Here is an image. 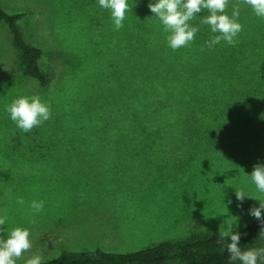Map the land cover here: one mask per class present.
<instances>
[{
  "label": "rangeland",
  "instance_id": "1",
  "mask_svg": "<svg viewBox=\"0 0 264 264\" xmlns=\"http://www.w3.org/2000/svg\"><path fill=\"white\" fill-rule=\"evenodd\" d=\"M0 6L27 13L19 23L42 49L49 76L41 86L23 74L1 21L0 217L5 229H29L32 243L16 264L62 249L131 252L194 232L218 234L224 221L238 231L256 220L249 208L259 201L246 196L238 206L235 189L264 199L249 175L264 163V55L251 77L219 86L225 114H191L186 126L147 134L159 139L154 144H134L131 51L110 10L98 0ZM239 84L250 87L241 99L233 95ZM32 95L50 105L51 118L25 133L5 109ZM33 201H43L44 210L34 212ZM261 247L264 237L251 246ZM165 264L183 263L174 257Z\"/></svg>",
  "mask_w": 264,
  "mask_h": 264
},
{
  "label": "trees",
  "instance_id": "2",
  "mask_svg": "<svg viewBox=\"0 0 264 264\" xmlns=\"http://www.w3.org/2000/svg\"><path fill=\"white\" fill-rule=\"evenodd\" d=\"M127 3L129 8L120 32L131 51V143L154 144L159 139L147 134L186 126L191 114H225L224 101L219 99L224 92L219 86L228 84L231 78L239 83L254 74L264 55V18L257 17L242 0H229L226 8L229 16L233 5L240 7L238 22L242 24V31L235 46L221 41L212 49L207 47L206 41L216 34L208 25L200 23L209 14L202 10L189 21L191 26L199 28L194 40L189 46L173 51L168 46L163 25L148 8L149 0H127ZM26 14L25 11L9 12L0 6V22L9 27L23 74L46 86L49 76L40 66L42 49L26 38L19 23ZM232 69L234 73L228 75ZM246 88L236 85L233 95L241 99ZM134 152L131 156L136 158L138 153ZM238 232L242 248L251 247L264 237L258 220ZM218 240V234L194 232L131 252L101 247L62 249L57 256L42 261L43 264H165L177 257L183 264H231L226 249L228 241L218 243Z\"/></svg>",
  "mask_w": 264,
  "mask_h": 264
},
{
  "label": "clouds",
  "instance_id": "3",
  "mask_svg": "<svg viewBox=\"0 0 264 264\" xmlns=\"http://www.w3.org/2000/svg\"><path fill=\"white\" fill-rule=\"evenodd\" d=\"M242 2L251 7L257 17L264 18V0H242ZM101 8L108 9L114 22V30L121 29L125 20L126 11H128L127 0H98ZM229 0H149L148 8L152 16L156 17L163 25V31L167 33L166 39L168 46L173 50L189 46L194 40L195 34L199 31L198 27L191 26L189 21L207 10L208 15L201 19L200 23L208 25L212 36L206 41L207 47L212 49L221 41L235 46L238 43V34L242 31V24L238 22L240 16L239 4L232 6V12L229 16L226 8ZM6 112L17 128L27 133L34 127H39L43 122L51 118L50 105L41 101L37 95L30 97L21 96L14 99L6 106ZM251 181L259 193L264 194V163H256L249 174ZM7 196V193H5ZM236 200L241 206L245 197L257 199L258 206L249 208V215L254 217L264 229V199L259 196H248L242 190L235 189ZM17 204L23 205L25 201L17 198ZM31 208L39 213L44 210L43 201H33ZM207 218V217H205ZM6 217H0V264H16V260L21 258L23 253L32 248L30 241V230L22 227L4 228ZM32 223H35L33 221ZM236 223L224 221L219 226L218 243H226L227 253L231 264H264V247L261 248H242L240 246V233L234 231ZM25 264H43L40 256H32L25 260Z\"/></svg>",
  "mask_w": 264,
  "mask_h": 264
}]
</instances>
